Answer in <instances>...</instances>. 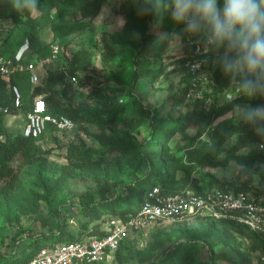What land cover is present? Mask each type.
Segmentation results:
<instances>
[{"label": "rangeland", "instance_id": "obj_1", "mask_svg": "<svg viewBox=\"0 0 264 264\" xmlns=\"http://www.w3.org/2000/svg\"><path fill=\"white\" fill-rule=\"evenodd\" d=\"M142 2L106 0L98 15L86 19L80 16L62 18V0H56L48 13L39 10L32 14H15L8 8L0 15V47L7 49L8 57L21 53L27 63H39L36 73L40 83L33 85L28 74H24L19 84L24 83L23 87L32 94L43 83L48 71L60 69L69 81L70 71L75 69L77 82L70 84L63 100L72 114L79 112L84 119L73 120L75 127L69 131L49 127L9 162L15 178H0V249L3 254L10 255L18 250L14 249L16 246L30 243L19 241L20 235L36 238L63 229L78 236L84 228L87 231L101 229L103 217L90 220L73 203L89 195L99 202L103 193L108 200L119 195L126 197L139 179L148 177L150 172L164 167L163 164L170 173L176 167L178 177L190 172L191 181L202 183L200 172L203 171L210 176L216 175L222 183L232 187L248 186L258 192L264 191V164L262 171L243 178L235 164L228 169L205 166L203 154L220 142L224 129L244 122L237 105L211 124L194 123L185 133L170 136L167 142H154L151 138L154 119H165L169 115L183 118L192 113L190 119L195 121V116L205 114L197 103L184 99L185 83L180 63L191 54L190 41L202 36L188 35L181 43L172 42V34L177 32L162 28V23L152 15L141 17L138 9ZM169 10L162 14V19H172ZM32 23L40 27L38 38L30 34ZM144 33L156 38L150 53L155 62L151 67L132 57L140 48ZM166 35L167 39L160 44L159 40ZM56 44L63 48L64 56H59L55 62L41 64L39 56L48 58ZM223 51H216V61ZM153 68L162 72L153 77ZM142 71L144 74L137 77L132 86V79ZM9 83V88L13 89L14 82ZM16 86L22 97L21 86ZM228 91L233 99L229 101L222 95L221 104H229L242 96L239 86H231ZM28 113V109L8 113L4 124L10 134L23 135ZM261 133L256 131L255 135L258 137ZM241 137L247 138L240 133L229 136L222 149L233 147ZM110 145L115 147L106 151ZM258 151L264 152V138L259 147H246L238 155ZM85 153L90 154L89 158L77 157ZM210 159L219 162L223 156ZM39 172L52 187L51 195L38 180ZM57 210H64V213L55 216ZM210 222L192 219L151 225L127 240L115 264H150L173 244L192 240L199 242V249L185 264L240 263L247 252L248 241L236 235V241L229 245L230 239L222 228L216 229L218 234L209 241L218 256L211 262L212 253L201 240ZM51 242L50 239L47 243ZM26 254L27 251L19 253L11 261L24 258ZM247 263L259 264L258 255L252 261H244Z\"/></svg>", "mask_w": 264, "mask_h": 264}, {"label": "trees", "instance_id": "obj_2", "mask_svg": "<svg viewBox=\"0 0 264 264\" xmlns=\"http://www.w3.org/2000/svg\"><path fill=\"white\" fill-rule=\"evenodd\" d=\"M56 0H39L40 11L43 13H48L49 10L55 5ZM78 0H62L60 7V16L62 18L70 19L77 18L80 16L82 19H86L90 16H96L100 13L103 5L106 0H81V2H77ZM8 8H11L13 12L15 11L8 0H0V15ZM171 10H169L170 12ZM162 23V28H167V31H175L179 33L183 25L176 24L173 19H160L158 21ZM40 27H36L34 23L30 25L29 31L33 38H38ZM147 33L142 35V41L140 48L133 53L132 57L135 59H139L143 61L145 66H153L155 62L151 60L150 53L154 48L153 40H156L155 37H151ZM167 35L164 36L163 39L159 40V43H164L167 39ZM186 40L188 36H185ZM202 38L197 37L190 41V51L191 54L186 59L181 60V68L183 69L182 80L185 83L183 93L184 99L186 98V93L188 92V88L191 82V77L187 71L186 63L191 59V55L193 52V45L191 44L194 40H201ZM51 53V51H50ZM145 55V56H144ZM21 56V53L13 57H8L7 49L0 47V58L5 60H15L17 57ZM62 53L60 57H62ZM149 56V57H148ZM216 51L211 50L209 55L207 56V68L212 72V82H213V92L217 99H220L222 94L227 91L231 86H239L238 81L239 77L236 79H231L229 75H226L222 71V65L219 64L216 60ZM47 58L44 55L39 56V59ZM22 61L27 63V61ZM30 61L29 63H31ZM136 71L139 72V69ZM65 72V71H64ZM72 77H78L75 69L70 71ZM153 77L159 75L162 71L161 69L154 71L152 69ZM24 74H28V78L30 80L29 72H20L14 74L10 81L14 82L13 86L19 87V81L25 78ZM144 72L142 71L139 75L136 74V77L132 79L131 85L135 84V81L140 78ZM71 78V77H70ZM8 79L3 77L0 74V178L2 177H11L15 178L14 169L10 167L9 162L13 160L16 156L23 153L27 147L33 144L34 139L25 137L24 135L13 136L8 132V129L5 127V119L8 113H15L18 109L32 110L34 105V98H42L45 100L47 105L48 114L52 116H66L72 121H83V116L79 112L71 113V111L66 106L65 101L63 100V95L67 93L69 90L70 84H73L71 80L67 81L64 77V73L58 69L56 71H48L46 73V77L43 83L37 86L32 94L26 90V88L21 86V91L23 96L21 97L20 106H16V96L13 93V89L9 88ZM9 88V89H8ZM200 106L201 110L205 112V114L195 116V121L190 119L192 113H188L185 117L179 118L174 115H169L165 119H154L153 121V130L151 132V138L154 139V142H158L161 140H166L167 142L170 136L177 133H185L186 129L189 128L194 123H202V124H211L212 121L224 115L229 111L230 108L235 105H245L250 103L251 106H257L264 104V98L256 97V98H247L241 96L239 99H236L232 102L222 103L220 106H213L211 108L204 107V103L202 101L195 102ZM227 103V104H226ZM52 127V126H50ZM54 128V127H52ZM55 129V128H54ZM245 134L247 138L241 137L235 143V145L229 149H222V145L226 142L227 138L234 134ZM256 128L255 126L248 123H239L238 125H230L228 128L224 129V131L220 135V142L215 145L213 148L205 151L203 154L204 158H206V165L210 167L223 168L228 169L231 164H235L240 171V177H246L249 175H253L257 172L262 171V165L264 164V152H251L248 155H238V152L241 149H244L249 146H257L261 144L262 139L264 138V132H262L258 137L255 135ZM110 145L107 147L106 151H111L114 147ZM90 154H79L77 155L80 159L89 158ZM216 158L218 156H223V159L219 162H213L210 157ZM164 167H159L155 171L149 173L148 177L144 179H139L137 184H134L128 195L126 197L117 196L110 200L106 198V193H103L102 199L99 202H96L91 195L82 196L78 203H73L75 206H78L81 211L84 213L86 217H89L90 220H95L103 217V221L101 224L103 225L101 229L96 227L91 231H87L85 228L81 233L76 235H71L65 232L63 229L58 231L57 233H43L42 236H38L33 238L31 235H27L26 237L20 235L19 241H30L29 244H22L16 246L14 249H18L14 253L10 255L3 254L0 249V263H7L12 260V258L17 257L19 253H23L27 251L25 255L26 259H29L33 256L44 244H46L50 239L51 243H61V242H76L80 241L84 238L97 237L102 238L106 234L107 222L109 219L114 216L120 214L122 217L127 215L134 208H139L143 202L144 195L146 192L151 190L156 186L162 187L165 191L170 193L180 192L186 189H192L195 191H202L205 187H217L224 190H234V191H251L255 196L261 197L264 199V191H256L252 189V187L248 188V186H240V187H232L231 185L222 183V180L218 178L216 175L210 176L208 173L200 172L201 182L191 181L190 180V172L187 173L185 177H178L176 167L173 172L170 173L166 164H163ZM186 168V166L184 167ZM40 183L47 190L48 195L52 193V187L48 185V182L43 179L42 173L39 172L37 176ZM64 213L63 211H56L55 216ZM208 231L204 234L201 240L205 241L210 252L212 253L213 260L218 257L215 255L213 247L209 244L213 238L216 237L218 232L216 229L222 228L225 231L226 237L230 239L229 245H232V242L236 241L235 236L240 235L244 237L248 241V249L247 252H244L243 257H241V262L238 264H244V261H252L255 255H258L259 252L264 251V240L259 237L256 233L251 231L249 228L237 224L233 221H211L208 223ZM137 233H132L135 235ZM130 236V237H131ZM130 238H128L129 240ZM127 242V241H126ZM199 242L197 240L192 241H179L172 246H170L167 250L161 251L158 254L157 261L151 262L150 264H185L187 260L195 255L199 249ZM126 244V243H125ZM1 248V247H0ZM116 254V261H117ZM211 258V259H212ZM14 261V260H13ZM115 261V262H116ZM213 264V263H211ZM248 264V263H247Z\"/></svg>", "mask_w": 264, "mask_h": 264}, {"label": "built area", "instance_id": "obj_3", "mask_svg": "<svg viewBox=\"0 0 264 264\" xmlns=\"http://www.w3.org/2000/svg\"><path fill=\"white\" fill-rule=\"evenodd\" d=\"M191 59L186 63L191 82L186 100L202 101L204 107L221 105L213 92L212 72L207 68V56L211 52L203 46V39L194 40ZM60 45H53L50 56L41 58V64L55 62L63 52ZM206 61V62H204ZM39 63H25L22 55L15 60L0 58V74L11 80L14 74L29 72L33 85L40 83L36 73ZM72 83L77 77L70 78ZM16 106H20L21 94L13 87ZM227 90L222 95L231 96ZM52 126L58 131H69L74 122L66 116L48 114L45 100L37 98L27 115V124L23 135L38 139ZM192 219L206 221H233L259 235L264 240V199L251 191L224 190L217 187H205L198 192L186 189L176 193L165 191L156 186L146 192L139 208L127 215L112 216L107 222L106 234L102 238L90 237L76 242L46 243L29 259L21 258L0 264H115L116 254L123 249L132 233H139L147 227L161 222H184ZM259 264H264V251L258 253Z\"/></svg>", "mask_w": 264, "mask_h": 264}, {"label": "clouds", "instance_id": "obj_4", "mask_svg": "<svg viewBox=\"0 0 264 264\" xmlns=\"http://www.w3.org/2000/svg\"><path fill=\"white\" fill-rule=\"evenodd\" d=\"M9 2L19 13L40 9L39 0ZM169 9L173 21L183 25L172 34V42L181 43L188 35L202 36L205 49L224 50L217 62L231 79L239 77L241 95L264 98V0H223L222 4L220 0H143L138 11L141 17L152 15L160 20ZM236 107L245 123L264 132V104Z\"/></svg>", "mask_w": 264, "mask_h": 264}]
</instances>
